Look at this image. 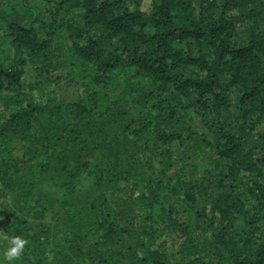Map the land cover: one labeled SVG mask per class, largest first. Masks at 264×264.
Masks as SVG:
<instances>
[{"label":"trees","instance_id":"16d2710c","mask_svg":"<svg viewBox=\"0 0 264 264\" xmlns=\"http://www.w3.org/2000/svg\"><path fill=\"white\" fill-rule=\"evenodd\" d=\"M0 217L12 264H264V0H0Z\"/></svg>","mask_w":264,"mask_h":264},{"label":"clouds","instance_id":"9594fccd","mask_svg":"<svg viewBox=\"0 0 264 264\" xmlns=\"http://www.w3.org/2000/svg\"><path fill=\"white\" fill-rule=\"evenodd\" d=\"M27 241L20 236H13L11 238L10 245L7 246L6 251L3 253V259H0V264H4V261L12 262L18 260V258L24 252Z\"/></svg>","mask_w":264,"mask_h":264},{"label":"rangeland","instance_id":"374dc122","mask_svg":"<svg viewBox=\"0 0 264 264\" xmlns=\"http://www.w3.org/2000/svg\"><path fill=\"white\" fill-rule=\"evenodd\" d=\"M2 217H0V221H1Z\"/></svg>","mask_w":264,"mask_h":264}]
</instances>
